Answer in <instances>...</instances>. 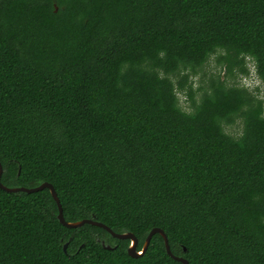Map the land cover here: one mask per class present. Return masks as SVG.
<instances>
[{
    "label": "trees",
    "instance_id": "obj_1",
    "mask_svg": "<svg viewBox=\"0 0 264 264\" xmlns=\"http://www.w3.org/2000/svg\"><path fill=\"white\" fill-rule=\"evenodd\" d=\"M213 57L264 86V0H0L2 183L49 182L68 222L139 249L159 227L189 264H264V100L195 88ZM57 215L49 189H0V264H182Z\"/></svg>",
    "mask_w": 264,
    "mask_h": 264
},
{
    "label": "water",
    "instance_id": "obj_2",
    "mask_svg": "<svg viewBox=\"0 0 264 264\" xmlns=\"http://www.w3.org/2000/svg\"><path fill=\"white\" fill-rule=\"evenodd\" d=\"M3 173H4L3 165L0 162V189L6 191L8 193L23 192V193L31 194V193L42 191L44 189H49L51 194H52V196H53V198H54V200L57 203V206H58L57 218H58L59 222L62 225H64L65 227H67V228H73V229L81 228V227H83V226H85L87 224L101 227V228L105 229L113 238L120 239V240H129L130 244H129L128 248H127V253L132 258L143 257L146 254V252H147V250L149 248V245L151 243V240L154 237V235L160 234L163 237V239H164L165 248H166V252L168 253V255L171 258H173L174 260H176V261H178V262H180L182 264H189L188 260L185 259L183 256H177V255L173 254V252L171 250V247H170L169 238H168L166 232L162 228H159V227L153 228L150 231L148 237L146 238L143 247L141 249H139L138 248L139 247V240H138V238L136 237V235L134 233H132V232H124V233L114 232L106 224L96 220L95 216H93V218H86V219L79 220V221H76V222H68L66 220L65 216H64L63 206H62V203H61L60 198L58 196V193L56 192L55 187L51 183L44 182V183H42L39 186L34 187V188H28V187H22V186H20V187H9V186H6V185H4L2 183ZM102 245L106 249H112V246L106 244L105 241L102 242ZM67 248H68V243H66L64 245V251L65 252H67Z\"/></svg>",
    "mask_w": 264,
    "mask_h": 264
},
{
    "label": "rangeland",
    "instance_id": "obj_3",
    "mask_svg": "<svg viewBox=\"0 0 264 264\" xmlns=\"http://www.w3.org/2000/svg\"><path fill=\"white\" fill-rule=\"evenodd\" d=\"M248 61V67L250 70V74L247 75L246 77H239L236 80L232 79V78H228L227 74L225 73L224 70V66L219 65L217 63H215V57H213L210 62L204 67L203 72L199 73V75H197L193 82H194V86L195 88H198L199 85H206L208 78L211 74L214 75H220L222 77L223 80L227 81L228 83H233V82H238L239 84L248 87L251 90H254L255 88H258L257 94L258 96L264 100V86L261 83V81L256 77L255 75V69H254V64L251 60H247ZM206 74L205 76L203 74ZM234 80V81H233ZM179 98H180V103L182 105V107L186 110H190L189 108V104L187 103V99L184 93H179ZM241 130V123L238 122L235 125L232 126H227L226 127V131L233 136H238Z\"/></svg>",
    "mask_w": 264,
    "mask_h": 264
},
{
    "label": "flooded vegetation",
    "instance_id": "obj_4",
    "mask_svg": "<svg viewBox=\"0 0 264 264\" xmlns=\"http://www.w3.org/2000/svg\"><path fill=\"white\" fill-rule=\"evenodd\" d=\"M97 241H100L101 243L103 242V241H105V240H100V239H97ZM105 243H106V241H105Z\"/></svg>",
    "mask_w": 264,
    "mask_h": 264
},
{
    "label": "clouds",
    "instance_id": "obj_5",
    "mask_svg": "<svg viewBox=\"0 0 264 264\" xmlns=\"http://www.w3.org/2000/svg\"><path fill=\"white\" fill-rule=\"evenodd\" d=\"M256 89V88H255Z\"/></svg>",
    "mask_w": 264,
    "mask_h": 264
}]
</instances>
